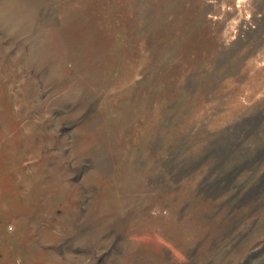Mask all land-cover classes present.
<instances>
[{"label": "rangeland", "instance_id": "rangeland-1", "mask_svg": "<svg viewBox=\"0 0 264 264\" xmlns=\"http://www.w3.org/2000/svg\"><path fill=\"white\" fill-rule=\"evenodd\" d=\"M0 0V264H264V0Z\"/></svg>", "mask_w": 264, "mask_h": 264}, {"label": "bare ground", "instance_id": "bare-ground-1", "mask_svg": "<svg viewBox=\"0 0 264 264\" xmlns=\"http://www.w3.org/2000/svg\"><path fill=\"white\" fill-rule=\"evenodd\" d=\"M242 2V0L239 2V4Z\"/></svg>", "mask_w": 264, "mask_h": 264}]
</instances>
